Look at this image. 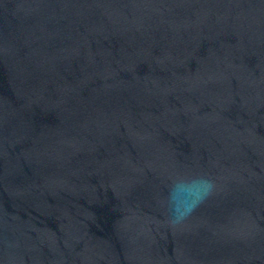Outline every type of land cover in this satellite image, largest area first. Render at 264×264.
Here are the masks:
<instances>
[{
	"label": "water",
	"instance_id": "95a60500",
	"mask_svg": "<svg viewBox=\"0 0 264 264\" xmlns=\"http://www.w3.org/2000/svg\"><path fill=\"white\" fill-rule=\"evenodd\" d=\"M0 264H264V0H0Z\"/></svg>",
	"mask_w": 264,
	"mask_h": 264
}]
</instances>
